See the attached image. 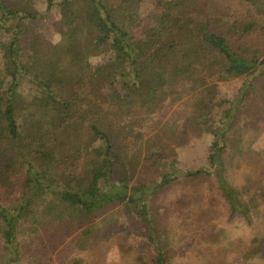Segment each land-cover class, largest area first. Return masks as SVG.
I'll return each mask as SVG.
<instances>
[{"label": "trees", "instance_id": "1", "mask_svg": "<svg viewBox=\"0 0 264 264\" xmlns=\"http://www.w3.org/2000/svg\"><path fill=\"white\" fill-rule=\"evenodd\" d=\"M226 1L168 0L146 24L128 0H0L4 264L21 262L25 221L81 226L115 202L143 222L154 246L152 264H168L150 201L181 178L213 176L230 216L251 223L226 164L236 124L248 115L264 76V0H232L245 6L241 15L230 14ZM47 14L55 20L50 36L44 34ZM233 77L243 84L223 101L216 81ZM185 94L188 118L164 123L129 153L152 115ZM192 128L210 136L207 165L196 170L177 166L174 157L173 145H184ZM137 166L143 171L134 177ZM70 264L83 263L74 258Z\"/></svg>", "mask_w": 264, "mask_h": 264}, {"label": "rangeland", "instance_id": "2", "mask_svg": "<svg viewBox=\"0 0 264 264\" xmlns=\"http://www.w3.org/2000/svg\"><path fill=\"white\" fill-rule=\"evenodd\" d=\"M127 5L148 24L157 5L170 4L168 0H128ZM226 7L230 14L237 11L240 15L245 8L232 0L226 1ZM54 21L53 15L47 14L45 35L54 33ZM5 37L0 33V40ZM216 83L218 98L232 100L243 78ZM188 96L177 101L168 99L146 122L144 138L136 143L130 141L129 153L143 148L164 123L188 118L192 110ZM247 109L248 115L236 124V138L230 135L235 143L227 150L231 157H227L226 177L240 189L251 223L242 215L230 216L213 176L181 178L157 191L150 201L168 264H264V76L257 79V94ZM202 130L192 128L184 145H173L177 166L196 170L207 165L210 136ZM91 139L98 143L97 138ZM140 168L136 167L134 177L142 173ZM73 222H45L42 218L25 221L18 235L22 259L17 264L35 263V256L37 264H70L74 258L83 264H152L154 246L143 222L119 202L99 210L90 223L80 226ZM7 256L2 250L0 264L5 263Z\"/></svg>", "mask_w": 264, "mask_h": 264}]
</instances>
